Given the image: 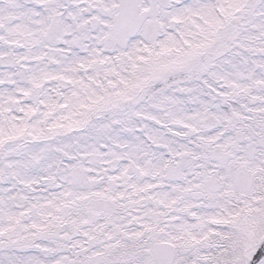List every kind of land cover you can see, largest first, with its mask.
<instances>
[{
  "label": "snow or ice",
  "instance_id": "obj_1",
  "mask_svg": "<svg viewBox=\"0 0 264 264\" xmlns=\"http://www.w3.org/2000/svg\"><path fill=\"white\" fill-rule=\"evenodd\" d=\"M0 264H264V0H0Z\"/></svg>",
  "mask_w": 264,
  "mask_h": 264
}]
</instances>
